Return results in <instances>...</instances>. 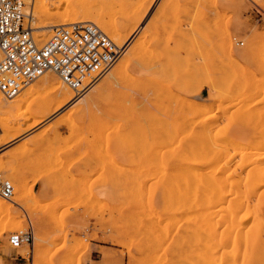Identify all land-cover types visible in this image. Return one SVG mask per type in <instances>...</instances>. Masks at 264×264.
I'll return each instance as SVG.
<instances>
[{
  "label": "rangeland",
  "instance_id": "rangeland-1",
  "mask_svg": "<svg viewBox=\"0 0 264 264\" xmlns=\"http://www.w3.org/2000/svg\"><path fill=\"white\" fill-rule=\"evenodd\" d=\"M50 1L48 13L76 3ZM87 1H95V12L106 15V23L95 24L123 44L121 54L107 74L79 94L88 93L83 101L73 91L70 103L39 126L21 131L8 148L0 170L15 189L9 199L1 195L10 210L0 214V264H84L95 250L97 264H264V236L250 246H236L229 240L232 227L227 228L234 193L241 196L235 197L240 205L246 193L250 197L240 214L250 205L259 207L264 218V184L252 186L256 176L250 174L264 171V0ZM38 7L33 27L41 21L65 22L40 17ZM133 14L140 23L133 36L128 40L122 33L117 39L112 31H121ZM86 20L80 13L73 22ZM35 28L39 43L53 33ZM48 73L63 84L55 72ZM45 76L24 86L13 97L22 98L17 103L0 91L2 101L21 106L0 111V124L11 119L21 129L30 114L40 115L30 108V100L48 93ZM231 143L234 148L243 145L237 154L231 146L232 156L226 153ZM197 145L200 174L213 170L208 179L233 183L224 191L226 200L214 205L215 218L210 216L215 214L210 213L215 212L213 199L200 191V213L208 210L211 217L210 222L200 214V230L205 238L216 231L212 241L219 240V247L202 237L198 256L185 219L195 212L189 200L195 191L179 187L182 181L169 175L181 170ZM244 146L259 149L248 153ZM184 166L198 168L194 163ZM183 194L186 201H181ZM252 217L243 227L264 231V219ZM30 226L34 244L13 246L10 235ZM208 226L214 227L209 235ZM12 249L24 257L7 255Z\"/></svg>",
  "mask_w": 264,
  "mask_h": 264
},
{
  "label": "built area",
  "instance_id": "built-area-1",
  "mask_svg": "<svg viewBox=\"0 0 264 264\" xmlns=\"http://www.w3.org/2000/svg\"><path fill=\"white\" fill-rule=\"evenodd\" d=\"M26 0H0V90L10 98L48 71L56 72L77 93H82L107 74L121 54L107 33L92 22H77L54 28L39 43L29 17ZM3 129L0 125V150ZM14 182L0 170V194L11 198ZM34 231H15L12 245L34 244ZM18 256L24 257L22 254Z\"/></svg>",
  "mask_w": 264,
  "mask_h": 264
},
{
  "label": "bare ground",
  "instance_id": "bare-ground-1",
  "mask_svg": "<svg viewBox=\"0 0 264 264\" xmlns=\"http://www.w3.org/2000/svg\"><path fill=\"white\" fill-rule=\"evenodd\" d=\"M56 1H58V0H56ZM48 2H51L50 0H26V4L27 5H25V14L27 15V17H29V19H30V21H31V26H32V24L34 23V20H35V8H36V5H38L39 7H38V12L40 13V17H41V14L42 15H45L46 17H49V18H54V17H57V18H60V19H62V20H64L65 22L63 23V24H61V25H67V24H71V23H75V22H73V21H75L77 18H78V16H79V14L80 13H82V14H85V15H87V17L89 18V20H86L85 22H93V23H96V24H104V23H106V19L105 18H107L106 17V15H104V14H102V13H97V12H95V8L94 7H96L97 6V3L95 2V1H92V2H89V1H87V0H76V3L74 4V3H68V4H66L65 6L63 5V7H61L62 5H60V7L57 9V11H54L53 13H48V8H47V5H48ZM52 2H54L53 0H52ZM94 2V3H93ZM51 4V3H50ZM61 4H62V2H61ZM63 4H64V2H63ZM50 6V8L52 7V5H49ZM48 6V7H49ZM53 8V7H52ZM53 10V9H52ZM147 14H148V12H147ZM146 14V15H147ZM109 16H113V15H110L109 14ZM110 20H111V18H109ZM138 20H139V18H138ZM138 20H136V17H135V15L133 14L132 16H130L129 18H128V22L126 23V25L124 26V28L120 31V30H118V29H116V30H113L112 32L115 34V36L117 37V39L118 38H120L121 37V35H122V33H125L124 34V37L125 38H127L128 40L131 38V35H132V32H134V30H135V28L136 27H138L137 25L138 24H140L139 22H138ZM142 20V19H141ZM98 26V25H97ZM55 27H57V24L55 25V24H48V23H45L44 21H41L40 22V25H38V26H36V28H38V29H47V30H49V31H52V30H54V28ZM32 28L34 29L35 27H33L32 26ZM35 28V29H36ZM105 32V31H104ZM106 33V32H105ZM119 36V37H118ZM133 36V35H132ZM110 37V36H109ZM111 38V37H110ZM114 40H115V38H114ZM127 40V41H128ZM123 45V44H122ZM122 45H118L119 47H121ZM125 45V44H124ZM48 72H54V71H48ZM48 72H46L45 74H46V76H45V78H46V80L44 81V84H43V86L44 87H48L49 89V91H48V93L46 94V95H39L38 97H36V98H39V100H37L36 98L35 99H32V100H30V108H34L35 109V111L37 112V113H40V115H36V114H34V115H32V114H30L27 118L26 117H24V118H26V120L28 121V120H30L29 121V123L28 124H26L25 126H22V128L21 129H18V128H16L15 126H14V123L12 122V121H10V120H6L3 124H0L1 125V127H2V129H3V133H2V139L3 140H5V142H4V147L0 150V166L2 165V164H4V162H3V159H4V157L7 155L6 154V152L8 151V148L10 147V145L14 142V141H16L17 139H19L21 136H19L20 135V132L21 131H23V130H28V129H30V128H33V127H36V126H39L41 123H43L44 121H47L48 119H49V117H51V115H53L54 113H56L57 111H59V110H61V109H63V107L65 106V105H67L68 103H70L74 98H75V96H74V94H73V91L74 90H71V89H69L67 86H66V83L61 79V77L59 78L61 81H62V83L63 84H60V82H58V81H56V79H57V77L58 76H56L55 74L54 75H52V74H49ZM56 73V72H55ZM45 74H43V75H45ZM57 74V73H56ZM43 75H41V76H43ZM58 75V74H57ZM40 76V77H41ZM39 78V77H38ZM37 78V79H38ZM59 80V81H60ZM1 91V90H0ZM21 91V90H20ZM47 92V91H46ZM1 93L3 94V92L1 91ZM20 93V92H19ZM31 93V92H30ZM75 93H76V97H79V96H81V95H79V93H77L76 91H75ZM18 94V93H17ZM16 94V95H17ZM87 94L88 93H84L83 95H82V97L79 99V101H83L84 99H85V97L87 96ZM16 95H14V96H16ZM79 95V96H78ZM3 96L5 97V99H9V100H13V102H15V103H17V102H19V101H22L21 99H19V98H17V99H14L13 97H10V98H8V97H6L4 94H3ZM36 95H34V97H35ZM33 97V96H32ZM31 96H30V98H32ZM24 98H26V96H24L23 97V99ZM4 99V98H3ZM15 100V101H14ZM234 101V100H233ZM233 101H232V103H233ZM236 103V102H235ZM197 104H199V103H197ZM222 106H224V105H222ZM221 106V107H222ZM220 107V108H221ZM14 108H21V106L20 105H18V104H12V102L9 104V103H7V102H4V101H2L1 100V96H0V111L1 112H10L11 110H13ZM223 108V107H222ZM200 109V108H199ZM217 109V108H216ZM24 110V109H23ZM240 113V112H239ZM28 115V114H27ZM225 115H227V114H225ZM240 115V114H239ZM17 116V115H16ZM15 116V117H16ZM21 117V116H20ZM190 117V116H189ZM8 118V117H7ZM17 118V117H16ZM13 119V118H12ZM18 119H21V118H18ZM23 119V118H22ZM24 123V122H23ZM196 124V123H195ZM218 124V123H217ZM21 125V124H20ZM236 125V124H235ZM195 127V126H194ZM31 130V129H30ZM29 131V130H28ZM217 132V131H216ZM246 132V131H245ZM252 132V131H251ZM4 134V135H3ZM25 135V134H24ZM195 136V135H194ZM193 136V137H194ZM246 136V135H245ZM242 138V137H241ZM253 138V137H252ZM199 140V139H198ZM251 140V139H250ZM248 141V140H247ZM98 142V141H97ZM261 142V141H260ZM161 143V142H160ZM192 143V142H191ZM190 143V144H191ZM199 143V142H198ZM250 141H249V146H250ZM193 144H194V142H193ZM197 144V143H196ZM232 144V143H231ZM229 144L226 148H227V150H226V153H229L230 151H231V149H232V147H233V149H234V151L233 152H235V148H236V146H235V148H234V145L232 144ZM238 145H237V147H239V143H237ZM248 144V143H247ZM252 144H255V142L254 143H251V145ZM257 144V143H256ZM199 145V144H198ZM198 145L196 146V148H197V150H198ZM201 145V144H200ZM199 145V146H200ZM236 145V144H235ZM245 145V144H244ZM202 146V145H201ZM219 146V145H218ZM232 146V147H231ZM252 146H254V145H252ZM251 146V147H252ZM263 145H261L260 146V144L258 145V147L260 148V147H262ZM217 147V146H216ZM220 147V146H219ZM240 147L241 148H243V145L240 143ZM239 147V148H240ZM246 146H244V148H245ZM250 147V148H251ZM256 148H258L257 146H255ZM254 147V148H255ZM229 148H231L230 150H229ZM239 148H236V150L238 149L239 150ZM254 148H251V149H249L250 150V153H252V149H254ZM258 148V149H259ZM200 149V148H199ZM209 149V148H208ZM216 148L214 147V150H215ZM218 149V148H217ZM220 149V148H219ZM232 149V150H233ZM201 150V149H200ZM212 150H213V147H212ZM229 150V151H228ZM238 150H237V152H236V154L238 153ZM246 150H248V147H246ZM249 150H248V153H249ZM252 150V151H251ZM257 150V149H256ZM228 151V152H227ZM240 151L241 152H244L243 151V149H240ZM239 151V153H241ZM255 151V150H254ZM211 154H212V152H210ZM222 153V152H221ZM225 153V154H226ZM231 153V152H230ZM213 154H215L214 152H213ZM223 154V153H222ZM209 155V154H208ZM219 154H217V155H215V158H220L219 156H218ZM222 156V155H221ZM223 156H224V154H223ZM231 156H232V153H231ZM241 156H243V154L241 153ZM244 157V156H243ZM245 159V158H244ZM243 159V160H244ZM246 160H248V159H246ZM244 162H245V160H244ZM9 163V162H8ZM190 163H194V164H196L197 166H198V168H186L184 165H187V164H190ZM257 163H259V161H257ZM8 165V164H7ZM260 166V165H259ZM182 168H181V170H176V172H175V174H173L172 175V173L171 174H169L170 175V178H172V179H174V180H176V181H182V183H180L179 182V184H178V186L179 185H181V187H184L186 190H193V191H195V194H193V195H195V196H190V198H189V200L191 199V202L193 203V204H191L192 205V207H193V210L195 211L194 212V214L193 215H189L188 214V216H187V218H185L186 219V223H187V229L190 231V233L191 232H193L194 233V244L192 243V245H195L194 247L195 248H197V251L195 252V254L197 253V256H198V254L200 255V243H202V237H204L205 238V235L207 236V234H205V232H203L202 230H200V225H202V224H200V216L201 217H204V216H208V215H210V213L211 214H213V213H215V214H213V215H210V216H212V217H214V215H215V217H216V210H215V208L214 207H216V206H214V205H216V203H220V202H222L224 199L226 200V198H224V196H225V192L224 191H227V187L228 186H233V183L231 182H226L227 180H221V179H217V178H213V179H216L217 181H212V179H208L209 177H210V175H212L211 176V178L212 177H214L213 176V174H214V172H213V170L212 169H210V170H212V171H210V172H208L207 174H209V176H207V174L205 175V177H203L204 175H201V174H205L204 173V171H203V173H201L200 174V152H199V150L197 151V152H191L189 155H187L186 156V162H184V163H182V166H181ZM255 167V166H254ZM256 167H258V166H256ZM261 167V166H260ZM213 168V167H212ZM217 168V167H216ZM262 168V167H261ZM253 169H255V168H253ZM258 169H259V167H258ZM263 169V168H262ZM9 170V169H8ZM7 170V171H8ZM219 170V169H218ZM261 170V169H260ZM207 171V170H206ZM205 171V172H206ZM209 171V170H208ZM255 171H257V170H255ZM254 170H253V172H255ZM6 172V171H5ZM11 172H13L12 170H11ZM211 172H213V173H211ZM215 173H216V171H215ZM256 173H259V172H256ZM251 174V176H256V177H254L255 178V180L253 179L252 180V182H253V184H252V186H254V187H258V185H260V184H264V171H260V174L259 175H252V173H250ZM249 175V174H248ZM202 176V177H201ZM208 177V178H207ZM169 177H168V179H170ZM206 179V180H205ZM209 181H208V180ZM211 180V181H210ZM226 183H225V182ZM251 181V180H250ZM248 182H249V180H248ZM248 182H246V184L248 183ZM169 183H171V182H169ZM227 183L228 184H230V185H227ZM249 184H251V183H249ZM249 184H247V185H249ZM171 185H173V183L171 184ZM252 186H251V188H252ZM174 187H175V185H174ZM180 187V186H179ZM172 188V187H171ZM184 188H182V189H184ZM232 188V187H231ZM231 188H229L230 190H229V192H231L232 190H233V188L231 189ZM248 188H250V187H248ZM15 189V188H14ZM257 189V188H256ZM204 191V195H206L207 197H208V199H213V202H211L212 204H210L212 207H213V209H214V211L215 212H210L209 213V211L207 210V214H205V213H200V196H202L201 194H200V191ZM255 190V189H254ZM183 192H185V191H183ZM254 192V191H253ZM256 192V191H255ZM262 192V191H261ZM186 193V192H185ZM191 193H194V192H191ZM231 193H233V191L231 192ZM182 194V193H181ZM187 194V193H186ZM238 193H234V195L235 196H233L232 198H231V200H229V204H228V206H227V210H228V225L229 226H227V228H231L232 227V230L231 229H229V231L231 230V231H235L234 230V227L235 228H237V233H236V236H235V234L233 235V232L231 233H228L226 230H225V232H227L228 234H230L229 235V237L231 236V238H229V240H230V242H231V240H233V242L232 243H234L233 245H236V246H238V245H241L242 243H243V245H246V246H250V245H252V243H253V240L254 239H262V237L264 236V231L263 230H261L260 228H258L257 226H255V225H252L251 227H249V228H247V227H243V223L245 222V221H248L247 219H249L250 217H254V214L255 215H257L258 217H260L261 218V220L262 219H264L263 218V213H262V211H261V209L259 208V207H255L254 209L252 208L251 209V207H249L250 205H247L246 206V203H245V206H246V208H245V212H244V214H240V212H241V210H242V208H243V202L246 200V199H248V200H250V197L249 196H247V193L245 194L246 195V199L243 201V202H241V204L242 205H240V201L239 200H242V199H240L241 198V196L240 195H237ZM185 194H183L182 195V197L184 196ZM192 195V194H191ZM248 195H250V193L248 194ZM259 195V194H258ZM238 196V198H239V200L237 199V198H235V197H237ZM252 196H254V195H252ZM252 196H251V198H252ZM187 197V196H186ZM189 197V196H188ZM202 197H204V196H202ZM206 197V198H207ZM249 197V198H248ZM259 197V196H258ZM184 198H185V196H184ZM234 198L235 199H237L238 200V202H236V200L234 201ZM203 199H205V198H203ZM13 203H15V204H19V200H13V199H10ZM187 200H188V198H187ZM202 200V199H201ZM181 201H186V198L185 199H181ZM205 201H207L206 199H205ZM205 201H203V203L205 202ZM173 202V201H172ZM177 202V201H176ZM226 202V201H225ZM178 203V202H177ZM228 203V202H227ZM176 204V203H175ZM174 204V205H175ZM205 204V203H204ZM180 205V204H179ZM182 205H184V203H182ZM189 205V204H188ZM206 206H208L207 204H205ZM177 206V205H176ZM203 206V205H202ZM187 207V206H186ZM191 207V208H192ZM210 207V206H209ZM182 208H183V206H182ZM184 208H185V205H184ZM181 209V208H180ZM186 209V208H185ZM8 210H10V207H9V204L7 203V200H5L4 198H2V196H1V194H0V214H3V213H5L6 211H8ZM210 210H212V208L210 207ZM201 214V215H200ZM203 214H204V216H203ZM186 215H187V213H186ZM155 216V215H154ZM210 216H208L207 217V220L208 221H210L208 218H210L211 219V217ZM214 217V218H215ZM252 217V218H253ZM156 219V218H155ZM159 219V218H158ZM213 219V218H212ZM153 220V219H152ZM184 221V220H183ZM214 221V220H213ZM263 221V220H262ZM156 222V221H155ZM155 222H153V223H155ZM158 222V221H157ZM202 222H205V221H202ZM211 222V221H210ZM256 222V221H255ZM254 222V223H255ZM165 223V222H164ZM213 223V222H212ZM209 224H211V223H209ZM208 224V225H209ZM216 224V223H215ZM214 224V225H215ZM163 225V224H162ZM213 225V224H212ZM250 225V224H249ZM152 226H154V224L152 225ZM237 226V227H236ZM155 227H157L156 225H155ZM151 228V227H150ZM149 228V229H150ZM153 228V227H152ZM207 228H209V226L208 227H206V229ZM211 228L212 227H210V230H211ZM214 228V227H213ZM212 228V230H214ZM226 227H225V229H227ZM247 228V229H246ZM156 229H158V227L157 228H154V230L155 231H158V230H156ZM205 229V231H209V233L208 232H206V233H208V235L210 234V230L209 229H207L206 230ZM204 230V229H203ZM216 230V229H215ZM159 231H160V229H159ZM175 231V230H174ZM201 231V232H200ZM188 232V231H187ZM202 233H204L203 234V236H201V234ZM213 233H216V231L215 232H213ZM213 233H211L209 236H210V239L211 240H209V236L208 237H206L204 240L207 242V240L206 239H208V242L207 243H209V241H210V243H212L213 241V239H214V237H213V239H212V234ZM235 233V232H234ZM160 234V233H159ZM158 234V235H159ZM189 234V233H188ZM188 234H186L184 237H186V236H189ZM217 234V233H216ZM216 234H214V236L216 237ZM223 234H225L224 233V231H223ZM156 235V234H155ZM191 235V234H190ZM222 235V234H221ZM233 235V236H232ZM162 236V235H161ZM164 236V235H163ZM192 236H193V234H192ZM225 236V235H224ZM156 237V236H155ZM190 237V236H189ZM221 237V236H220ZM162 238H164V237H161V239ZM193 238V237H192ZM202 240H201V239ZM257 239V240H258ZM163 240V239H162ZM191 240V239H190ZM200 240H201V242H200ZM192 241V240H191ZM205 241H204V243H205ZM212 241V242H211ZM169 242H170V240H169ZM190 242V241H189ZM175 243H176V241H175ZM203 243V244H204ZM214 246L216 247L217 245H216V243L218 244V247H219V240H214ZM213 243H212V245H213ZM177 245V244H176ZM205 245H206V243H205ZM208 245V244H207ZM206 245V246H207ZM232 245V246H233ZM242 245V246H243ZM13 246H15V245H13ZM18 246H21V245H18ZM18 246H15V247H18ZM222 246V245H221ZM155 247V246H154ZM192 247V246H191ZM201 247H205V246H201ZM207 247H209V246H207ZM209 248H212V247H209ZM237 248V247H236ZM24 249V248H23ZM244 249V248H243ZM196 250V249H195ZM197 258V257H196ZM200 257H198V259H199ZM197 259V260H198ZM194 260H195V258H194ZM198 262H200V260H198Z\"/></svg>",
  "mask_w": 264,
  "mask_h": 264
},
{
  "label": "crops",
  "instance_id": "crops-1",
  "mask_svg": "<svg viewBox=\"0 0 264 264\" xmlns=\"http://www.w3.org/2000/svg\"><path fill=\"white\" fill-rule=\"evenodd\" d=\"M13 252H15L16 254H18L15 249H12L11 251H9L6 254L9 255V254H11ZM95 253H96V250L94 252H92V255L90 256V258L84 264H97V262H99L100 260L96 257L98 255H96Z\"/></svg>",
  "mask_w": 264,
  "mask_h": 264
}]
</instances>
